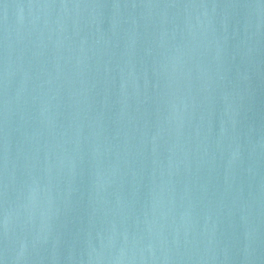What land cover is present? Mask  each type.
Returning a JSON list of instances; mask_svg holds the SVG:
<instances>
[{
  "label": "water",
  "instance_id": "1",
  "mask_svg": "<svg viewBox=\"0 0 264 264\" xmlns=\"http://www.w3.org/2000/svg\"><path fill=\"white\" fill-rule=\"evenodd\" d=\"M0 264H264V0H0Z\"/></svg>",
  "mask_w": 264,
  "mask_h": 264
}]
</instances>
